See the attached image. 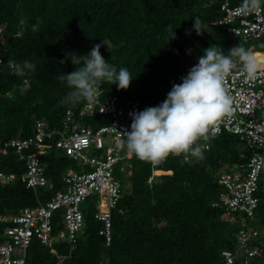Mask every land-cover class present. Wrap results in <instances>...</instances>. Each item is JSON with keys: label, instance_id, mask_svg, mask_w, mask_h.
<instances>
[{"label": "trees", "instance_id": "trees-1", "mask_svg": "<svg viewBox=\"0 0 264 264\" xmlns=\"http://www.w3.org/2000/svg\"><path fill=\"white\" fill-rule=\"evenodd\" d=\"M225 1L242 4V0H0V142L31 134L37 119L59 128L67 109L79 117L77 110L83 102L61 103L70 91L61 75L74 71L82 57H74L72 62L66 54L85 55L101 38L112 42L110 49L100 48L105 60L117 69L126 67L134 77L126 90L100 84L102 96L116 93L123 103L138 102L141 110L162 102L172 83H177L184 61L198 58L210 45H219L225 54L234 46L248 50L251 44L257 47L255 51H262L264 38L243 41L230 34V26L213 23L221 16L220 5ZM195 17L207 29L201 35L194 29L187 34ZM173 33L175 37L168 40ZM24 60L34 63L36 69L17 77L8 62ZM78 119L92 126L105 122L100 115ZM47 145L39 149L38 156L49 185L35 190L26 187L21 178L24 164L14 153L3 156L4 171L15 177L0 182V214L35 207L63 189L62 174L75 167V162L56 149L52 140ZM202 152L199 160L167 156L156 165L158 173L165 174L151 182L147 181L151 162L133 154L126 161L129 174L117 167L127 178L120 180L121 197L111 211L109 244L98 233L101 224L94 218L95 199L90 197L83 206L84 232L76 242L69 245L54 240L48 246L33 238L26 251L27 263L227 264L221 255L227 248L236 254L232 264H242L236 253L239 224L229 222L228 213L212 202L222 191L218 172L234 164L242 167L251 152L236 135L226 132L210 139ZM125 180L131 181L127 192ZM258 195V207L249 224L264 232L263 186ZM6 225L0 222V242L5 239ZM61 226V211L57 210L52 217L53 233ZM248 264H264V245Z\"/></svg>", "mask_w": 264, "mask_h": 264}, {"label": "built area", "instance_id": "built-area-1", "mask_svg": "<svg viewBox=\"0 0 264 264\" xmlns=\"http://www.w3.org/2000/svg\"><path fill=\"white\" fill-rule=\"evenodd\" d=\"M240 7L241 4L230 5L228 1L221 3V16L213 23L230 26V34L243 41L263 39L264 6L248 15H241ZM189 69L186 67L177 75V83L181 82L180 78ZM224 88L232 100L231 115L217 121L208 139L198 143L202 149H208L210 139L226 132L236 135L251 152L242 167L234 164L229 170L216 175L222 191L212 202L213 206L223 208L228 213L229 222L237 220L236 253L242 264H248L258 254L259 247L264 245V232L249 224L258 207L259 189L264 187V65H261L253 80H248L239 67L233 69L225 79ZM97 92L95 103L85 101L79 105V117L67 109L61 127L52 128L45 120L37 119L31 134L0 142V182L15 177L2 167L3 156L12 152L24 164L21 178L26 187L35 190L48 186L45 166L38 154L39 149L47 147L51 140L55 148L76 165L63 172V189L56 190L46 202L22 208L16 214H0V222L7 224L3 230L5 239L0 242V264H28L26 251L33 238L48 246L54 240L74 244L84 232L83 205L91 196L96 197L94 218L101 224L98 233L105 244H109L112 236L111 211L122 192V184L115 172L118 165L122 170L123 162L133 155L126 150L124 142L132 122L130 114L141 109L134 100L123 103L116 93L103 97L99 86ZM92 115H100L105 122L92 126L78 119ZM156 165L152 164V167ZM129 166L122 171L127 169L128 172ZM158 175L154 170L147 181L151 182ZM57 210L61 211L62 226L53 233L52 217ZM52 252L55 253L54 249ZM221 255L227 264H232L236 258V254L227 248L222 249Z\"/></svg>", "mask_w": 264, "mask_h": 264}, {"label": "clouds", "instance_id": "clouds-1", "mask_svg": "<svg viewBox=\"0 0 264 264\" xmlns=\"http://www.w3.org/2000/svg\"><path fill=\"white\" fill-rule=\"evenodd\" d=\"M262 6L264 0H242L240 14H253ZM193 29L197 35L207 30L197 17L187 34ZM174 37L175 33L168 40ZM102 46L110 49L111 40L101 38L100 43L94 44L85 55L66 54L72 62L77 56L82 59L77 62L78 66L73 63L76 66L74 71L61 75V80L70 90L62 98V104L95 103L97 87L105 82L116 85L117 90L129 87L134 77L126 67L117 69L106 61L100 52ZM8 67L17 77H24L36 69V65L29 60L9 61ZM237 67L248 80H253L261 65L258 58L242 46H234L227 54L215 44L203 49L197 63L180 78V83H172L162 102L130 114L132 122L124 142L126 150L154 165L169 155L184 156L186 161L188 158L202 159V147L198 141L207 140L217 121L231 115L232 100L226 94L224 82ZM26 91L21 89L22 93ZM154 170L157 172L160 169L152 167L151 174Z\"/></svg>", "mask_w": 264, "mask_h": 264}, {"label": "rangeland", "instance_id": "rangeland-1", "mask_svg": "<svg viewBox=\"0 0 264 264\" xmlns=\"http://www.w3.org/2000/svg\"><path fill=\"white\" fill-rule=\"evenodd\" d=\"M256 47V46H255ZM254 47V44H251L249 47H248V50L250 51V49L252 50L251 52L252 53H255V52H259V51H255L256 49H257V47L255 48ZM254 48V49H253ZM261 50L264 52V47H262L261 48ZM256 53V54H257ZM197 61H198V58H196V59H194V58H189V59H186L185 61H184V67L186 68H191L194 64H196L197 63ZM130 163L129 162H123V164H122V170H125V168H126V166H128ZM226 166H228V165H225V166H223L220 170H223L224 169V167H226ZM127 173H129V171L127 172ZM167 174V173H166ZM117 178L119 179V180H122L123 178H127L125 175H124V173H122V172H120L119 171V169L117 170ZM130 188H131V181L130 180H125V183H124V187H123V189H124V191L125 192H127V191H129L130 190ZM92 198H94V199H96L95 198V196H91ZM85 204V203H84ZM84 206V205H83Z\"/></svg>", "mask_w": 264, "mask_h": 264}, {"label": "bare ground", "instance_id": "bare-ground-1", "mask_svg": "<svg viewBox=\"0 0 264 264\" xmlns=\"http://www.w3.org/2000/svg\"><path fill=\"white\" fill-rule=\"evenodd\" d=\"M256 53L257 52H255L253 55H255L258 58L260 65H264V52L259 51L257 54ZM157 173H158V170H157Z\"/></svg>", "mask_w": 264, "mask_h": 264}]
</instances>
